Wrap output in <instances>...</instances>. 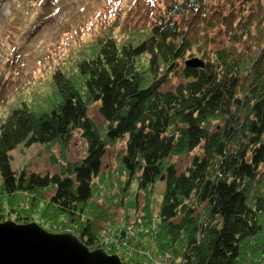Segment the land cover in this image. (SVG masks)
<instances>
[{
    "label": "trees",
    "instance_id": "1",
    "mask_svg": "<svg viewBox=\"0 0 264 264\" xmlns=\"http://www.w3.org/2000/svg\"><path fill=\"white\" fill-rule=\"evenodd\" d=\"M147 7L153 16L145 38L120 43L107 35L73 72L56 66L45 101L14 99L22 83L18 89L17 74L4 77L0 222H28L36 213L47 231L74 233L110 253L104 231L128 244L135 238L119 225L104 227L119 224L118 209L132 223L125 200L137 181L135 209L145 194L151 221L137 245L151 241L167 264H264V0H157ZM53 15L38 12L28 32ZM219 21L229 47L208 52L204 67L187 66L197 30ZM173 76L179 81L169 86ZM94 104L101 124L90 117ZM76 133L86 153L72 161L66 153ZM122 141L119 167L105 171L108 148ZM37 144L60 148L58 171L14 168L12 151ZM190 155L180 170L174 158Z\"/></svg>",
    "mask_w": 264,
    "mask_h": 264
},
{
    "label": "rangeland",
    "instance_id": "2",
    "mask_svg": "<svg viewBox=\"0 0 264 264\" xmlns=\"http://www.w3.org/2000/svg\"><path fill=\"white\" fill-rule=\"evenodd\" d=\"M153 1L157 0H146V2L144 0H46L39 5L36 0H0V88H7V83L2 80L8 73L17 74L18 89L21 86L23 88L17 91L14 99H28L31 102L45 101L46 99L41 98H45L51 92L49 76L56 66H64L69 72H73L79 57H82L86 51H90V48L102 38H106L107 35L115 36L120 43L132 42L134 44L145 38L148 34L149 24L152 22L150 17L153 16V11L145 10H148L147 5L150 6ZM28 2L30 5L27 4ZM46 5H48L47 8ZM41 11L52 12L54 15L44 20L36 28V31L30 34L29 28L33 23L39 22L36 15ZM217 25L197 30V35L193 40L195 50H193L194 53H190L191 57H198L205 61L204 56H207L208 52L216 51L219 47H229V36L225 26L221 24V21ZM239 49L243 50L240 47ZM191 57H187V59ZM23 63L25 66H22ZM22 70H25L24 74H27L24 78H22ZM173 77L169 86L179 81V78ZM20 83H22L21 86ZM90 117L95 122L102 123L103 118L99 113V104H94L90 108ZM124 147L125 142L122 141L108 148L104 158L103 169L105 171L115 170L119 167L118 156ZM85 153L86 142L80 133H76L69 146V151L66 153L67 157L76 161ZM61 154L62 151L58 146L51 149L38 144L29 148L20 146L12 151L13 166L15 169H20L29 165L34 171L53 173L59 170L60 162L56 163L55 159H59ZM192 157L191 155L189 157L176 156L174 161L182 170L189 165ZM164 188L165 182L157 183L155 193L151 197L153 209L157 206V201L162 196ZM137 191V181H134L125 200L127 210L132 216L134 215L132 223L123 220L124 210L116 209V219L119 224L112 225V223L110 224L111 220H107L108 222L105 224H109V226L104 227V229L111 227L114 230L119 225L120 233L126 231L129 234L132 233L135 238L130 239L133 241L128 244L123 238L119 239L114 234L104 231L106 235L103 237L106 240L104 243L108 242L109 247H112L110 253L109 251L107 253L118 254L126 262L135 258L137 262L155 264L154 259L150 260V258H157L161 259L158 261L161 264H167L162 259L163 253L155 248H150L151 241L145 240L143 248L141 244L137 245L143 237V232L149 231L148 227L151 225L150 219L145 216V194L141 195L139 207L137 210L135 209ZM153 213H156L155 209ZM11 219L18 223L36 221L41 224L45 221V218L39 217L36 213L28 222H24L23 218L18 220L12 217ZM64 230L67 231V228ZM126 247L128 249L132 247L135 254L137 251L142 254H134L131 258L127 257ZM247 263L242 262V264Z\"/></svg>",
    "mask_w": 264,
    "mask_h": 264
},
{
    "label": "water",
    "instance_id": "3",
    "mask_svg": "<svg viewBox=\"0 0 264 264\" xmlns=\"http://www.w3.org/2000/svg\"><path fill=\"white\" fill-rule=\"evenodd\" d=\"M186 65L204 67L205 61L193 57ZM0 264H146L125 262L118 254L103 248L92 250L74 233H53L36 221L0 222Z\"/></svg>",
    "mask_w": 264,
    "mask_h": 264
},
{
    "label": "built area",
    "instance_id": "4",
    "mask_svg": "<svg viewBox=\"0 0 264 264\" xmlns=\"http://www.w3.org/2000/svg\"><path fill=\"white\" fill-rule=\"evenodd\" d=\"M108 245V242L105 244V247ZM104 247V248H105ZM106 248H108V247H106ZM106 252L108 251V250H105ZM135 254V251L132 249V247H130L129 249H128V251L126 252V255L129 257H132L133 255ZM138 254H142V253H140L139 251H137V254H135V255H138ZM135 258H133V260H134ZM154 259V260H153ZM163 259V258H162ZM150 260H153L154 262H155V264H161L160 262H158V261H160L161 259H157V258H150ZM134 262V261H133ZM162 262V261H161ZM162 264H164V263H162Z\"/></svg>",
    "mask_w": 264,
    "mask_h": 264
}]
</instances>
